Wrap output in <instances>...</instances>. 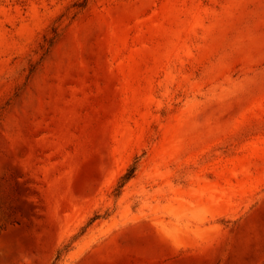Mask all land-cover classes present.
<instances>
[{"label":"rangeland","instance_id":"rangeland-1","mask_svg":"<svg viewBox=\"0 0 264 264\" xmlns=\"http://www.w3.org/2000/svg\"><path fill=\"white\" fill-rule=\"evenodd\" d=\"M0 264H264V0H0Z\"/></svg>","mask_w":264,"mask_h":264},{"label":"trees","instance_id":"trees-1","mask_svg":"<svg viewBox=\"0 0 264 264\" xmlns=\"http://www.w3.org/2000/svg\"><path fill=\"white\" fill-rule=\"evenodd\" d=\"M135 168H131L121 179V183H125L134 173ZM121 184V185H122Z\"/></svg>","mask_w":264,"mask_h":264}]
</instances>
